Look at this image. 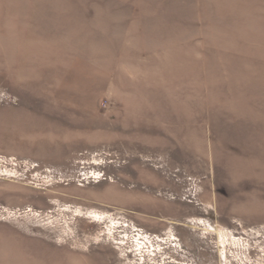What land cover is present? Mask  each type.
Wrapping results in <instances>:
<instances>
[{
  "label": "rangeland",
  "instance_id": "obj_1",
  "mask_svg": "<svg viewBox=\"0 0 264 264\" xmlns=\"http://www.w3.org/2000/svg\"><path fill=\"white\" fill-rule=\"evenodd\" d=\"M0 264H264V0H0Z\"/></svg>",
  "mask_w": 264,
  "mask_h": 264
}]
</instances>
